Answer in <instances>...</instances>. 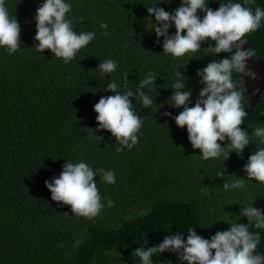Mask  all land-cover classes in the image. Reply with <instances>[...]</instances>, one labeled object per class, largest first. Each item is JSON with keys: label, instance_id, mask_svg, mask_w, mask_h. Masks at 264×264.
Returning a JSON list of instances; mask_svg holds the SVG:
<instances>
[{"label": "trees", "instance_id": "16d2710c", "mask_svg": "<svg viewBox=\"0 0 264 264\" xmlns=\"http://www.w3.org/2000/svg\"><path fill=\"white\" fill-rule=\"evenodd\" d=\"M64 2L71 5L66 19L73 21L77 34L95 32V38L68 63L50 50H34L35 17L44 0H5L9 17L19 23L21 43L11 55L0 47V264H142L133 251L145 240L154 246L176 233L186 240L190 228L210 239L234 223L260 234L254 255L264 256V229L240 216L248 206L264 211V183L247 180L243 171L249 156L264 148V138L253 134L256 127H264V88L252 107L246 91L242 97L248 115L241 128L248 131L250 145L240 155L231 152L227 161L223 155L205 160L192 147L187 128L175 123L183 108L169 105L172 85L181 71L188 81L183 91L191 90L189 106H194L203 87L197 71L231 54L209 56L204 49L215 46L211 40L182 57L163 53L164 38L157 43L155 17H149L147 8L174 12L181 0ZM233 2L253 12L256 7L264 10V0ZM219 6L220 0H208L211 9ZM197 14L203 18V12ZM174 34L173 25L169 35ZM242 38L252 44L248 47L254 48L252 58L264 60V19ZM106 60L116 63L114 72L98 70ZM148 73L156 74L157 87L143 91L156 97L154 104L145 108L138 97L131 98L133 111L143 122L139 142L117 152L121 145L111 133L96 131L94 106L102 96L113 94L108 83L117 82L121 92L135 91ZM238 78L234 71L237 90ZM220 143L226 147L228 141ZM67 161L114 173L113 184L99 172L95 176L103 205L99 215L77 216L70 206L51 200L45 181L58 177ZM219 172L224 176L218 177ZM238 178L245 179V188L224 190V181ZM109 200L114 202L111 207ZM177 257L164 252L151 260L182 264Z\"/></svg>", "mask_w": 264, "mask_h": 264}, {"label": "clouds", "instance_id": "9594fccd", "mask_svg": "<svg viewBox=\"0 0 264 264\" xmlns=\"http://www.w3.org/2000/svg\"><path fill=\"white\" fill-rule=\"evenodd\" d=\"M252 3L254 0H244ZM71 11V5L64 0H44L36 12V35L38 42L34 49L43 53L50 50L55 57L70 62L76 53L94 38L95 32H81L73 30V21L66 19V13ZM149 17L154 16V32L157 37H163V53L174 57H182L187 53L201 50V43L211 40L215 46L209 45L204 49L209 56L220 53L231 54L219 61L212 60L196 75L203 85L199 91V98L194 106H189L191 90L183 91L188 82L181 71L176 73V82L172 85L173 95L170 106L183 108L174 117L176 125L187 128L188 139L194 149H199L202 158H219L224 156L227 161L231 152L237 155L243 153L250 145L248 131L242 130L241 125L248 115L242 106L245 92L243 77L256 79V74L248 69L246 61L254 54V48L245 49L248 42L242 37L257 30L264 19V10L256 7L255 11L233 0H220L217 10L208 7V0H181V5L174 12H167L162 7H148ZM203 12V18L197 14ZM150 20V19H149ZM159 25V26H157ZM174 25L175 34L169 35V29ZM106 29L107 24H100ZM186 33V35L184 34ZM107 33H105L106 35ZM20 26L16 18H10L5 6V0H0V47H6L8 54L15 53L20 48ZM235 51L233 52V48ZM86 59V58H85ZM117 65L113 60H106L99 64L102 73H112ZM241 74L238 84L233 81V72ZM124 80H128L125 74ZM156 74L148 73L139 83L135 91L126 89L121 92L117 82H110L107 89L113 93L102 96L94 106L97 113L99 127L96 131L107 130L119 142L121 147L131 149L138 142L137 133L142 126L141 118L133 111V97H138L145 108L154 104L155 98L145 94L143 89L155 85ZM164 116L171 117V113L164 112ZM92 131V130H91ZM258 138H264V127H256L253 133ZM103 140V137H97ZM227 139L228 144L222 147L220 142ZM243 171L247 180L264 183V148L256 150L250 155ZM97 172L109 184L115 183L112 171L97 169L94 171L85 162L72 163L67 161L62 172L51 181H45V186L51 193V200L57 204L68 205L71 212L77 216L92 218L100 214L103 205L96 183ZM223 177L224 172L217 173ZM234 176L235 175H230ZM225 191L245 188V179L238 178L232 182L224 181ZM108 201V206H113ZM67 215V213H64ZM240 216L246 217L248 222H254L256 229H264V211L257 207L242 208ZM248 223V224H249ZM260 242V234L250 231L248 225L234 223L228 230L216 232L210 239L197 235L194 228H190L187 239L182 233L166 235L163 241L154 246H148L147 241L136 248L133 253L139 257L142 264H152L151 258L156 253L173 252L178 254L182 264H264V256L254 255Z\"/></svg>", "mask_w": 264, "mask_h": 264}, {"label": "water", "instance_id": "95a60500", "mask_svg": "<svg viewBox=\"0 0 264 264\" xmlns=\"http://www.w3.org/2000/svg\"><path fill=\"white\" fill-rule=\"evenodd\" d=\"M243 39V38H242ZM245 40V39H244ZM252 44L244 45L245 49ZM248 69L256 74V79L253 80L249 77H243L244 84L243 87L248 94V100L250 106L252 107L259 99L260 93L264 88V60L263 59H253L252 57L246 61ZM241 74H239L238 83H240Z\"/></svg>", "mask_w": 264, "mask_h": 264}]
</instances>
